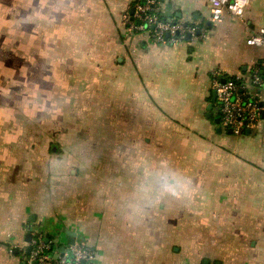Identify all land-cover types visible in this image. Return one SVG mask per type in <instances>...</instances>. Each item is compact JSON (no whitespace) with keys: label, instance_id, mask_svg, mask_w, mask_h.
<instances>
[{"label":"crops","instance_id":"0c3cea01","mask_svg":"<svg viewBox=\"0 0 264 264\" xmlns=\"http://www.w3.org/2000/svg\"><path fill=\"white\" fill-rule=\"evenodd\" d=\"M135 1L0 0V264L28 234L92 264H264V119L233 136L208 111L211 71L264 58V0L217 23L159 0L205 36L158 45L125 34Z\"/></svg>","mask_w":264,"mask_h":264},{"label":"built area","instance_id":"2783aa9c","mask_svg":"<svg viewBox=\"0 0 264 264\" xmlns=\"http://www.w3.org/2000/svg\"><path fill=\"white\" fill-rule=\"evenodd\" d=\"M209 15L213 23L220 22L229 15L243 22L244 13L250 0H207ZM159 0H136L131 13L122 15V24L127 36L144 34L150 44H176L205 36L196 24L167 19L162 15ZM199 33V36L196 34ZM168 35V37H167ZM189 39V40H190ZM246 44L250 47L264 48V29L251 35ZM211 91L216 95V113L219 128L233 136H242L259 127L264 110V100L260 89L264 85V58L250 71L249 76H226L219 70L210 72ZM261 104L263 106H261ZM42 236L31 242L32 251L27 263L38 264H92L93 252L83 244L66 245L62 254L54 260L51 252L54 243Z\"/></svg>","mask_w":264,"mask_h":264},{"label":"water","instance_id":"95a60500","mask_svg":"<svg viewBox=\"0 0 264 264\" xmlns=\"http://www.w3.org/2000/svg\"><path fill=\"white\" fill-rule=\"evenodd\" d=\"M178 17H180V15H178ZM196 35L199 36V33H197ZM167 37H168V35H167ZM186 39L189 40L190 36H187ZM215 102H216V95H215V93H212L211 103L208 106V111L212 110L213 105L215 104ZM261 106H263V105L261 104ZM262 119H264V111L262 113ZM216 123L219 124V120H217ZM221 131L222 130L219 128L218 133H220ZM227 133L231 135L230 131H228ZM246 134H250V132H247ZM74 237H75L74 234H70V239L68 241V245H74V239H73ZM31 242H32V235L28 234L27 235V239L25 240V243L28 245V247L26 249V253H25L26 259L29 258L30 253L32 251V246L30 245ZM64 250H65V246H63V247H61L59 249V253L62 254L64 252ZM57 258H58V255H55V257H53L54 260H56ZM30 264H38V263L36 261H32Z\"/></svg>","mask_w":264,"mask_h":264},{"label":"rangeland","instance_id":"374dc122","mask_svg":"<svg viewBox=\"0 0 264 264\" xmlns=\"http://www.w3.org/2000/svg\"><path fill=\"white\" fill-rule=\"evenodd\" d=\"M9 11H11V10H7L6 12H5V15L7 16H11V12H9Z\"/></svg>","mask_w":264,"mask_h":264}]
</instances>
